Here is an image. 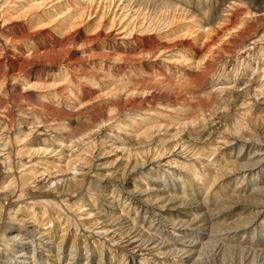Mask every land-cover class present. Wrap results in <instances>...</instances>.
<instances>
[{
    "label": "rangeland",
    "instance_id": "obj_1",
    "mask_svg": "<svg viewBox=\"0 0 264 264\" xmlns=\"http://www.w3.org/2000/svg\"><path fill=\"white\" fill-rule=\"evenodd\" d=\"M263 150L264 0H0L1 264H264Z\"/></svg>",
    "mask_w": 264,
    "mask_h": 264
},
{
    "label": "bare ground",
    "instance_id": "obj_2",
    "mask_svg": "<svg viewBox=\"0 0 264 264\" xmlns=\"http://www.w3.org/2000/svg\"><path fill=\"white\" fill-rule=\"evenodd\" d=\"M259 142V141H258ZM257 142V143H258ZM260 144V143H259ZM255 145H256V143H255ZM261 145V144H260ZM261 149V148H260ZM261 152V151H260ZM259 154H261V155H263V156H261V157H259L260 159H258L257 158V160L258 161H261V162H263L264 161V150H263V152H261V153H259ZM256 164H258L257 162H255ZM248 165V164H247ZM251 165H253V164H251ZM144 167V166H143ZM243 167V166H242ZM245 167L246 168H248L249 166H244L243 168L245 169ZM239 169V168H238ZM248 170V169H247ZM153 181H156V180H153ZM152 189V191H159V189H157V188H154V187H152L151 188ZM137 194L138 195H140V193L138 192V190H137ZM146 201H148V200H146ZM146 205L148 204L147 202L145 203ZM263 207V206H262ZM164 206H162V205H156V206H153V208L151 209V211H152V213L154 214V215H156V216H163V210H164ZM190 226V225H189ZM139 237H140V235H138V234H131V232H128L127 233V235L125 236V238H126V242H127V245H133V244H135V243H137V244H135L133 247H132V251L133 252H136V251H140V252H144V250H148V251H159L158 249H159V247L158 246H151L150 247V245H151V243L149 242V243H147L146 244V247L145 248H140V246L138 245V242H139ZM179 240H181V239H179ZM174 242V241H173ZM173 242H170V243H168V245H172V243ZM21 257H23L24 259H23V261L25 260V259H27L28 257H30L29 255L27 256V251H23V252H21L20 254H19ZM26 261V263L27 262H29V261H27V260H25ZM161 262L162 263H166L165 262V260H161ZM1 264V263H0ZM166 264H168V263H166Z\"/></svg>",
    "mask_w": 264,
    "mask_h": 264
}]
</instances>
